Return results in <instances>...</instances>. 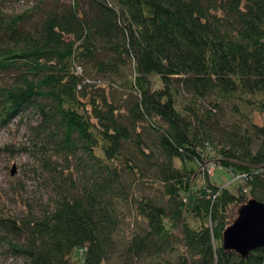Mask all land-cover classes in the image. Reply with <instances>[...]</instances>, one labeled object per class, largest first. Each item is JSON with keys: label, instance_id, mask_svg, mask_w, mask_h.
Here are the masks:
<instances>
[{"label": "trees", "instance_id": "obj_1", "mask_svg": "<svg viewBox=\"0 0 264 264\" xmlns=\"http://www.w3.org/2000/svg\"><path fill=\"white\" fill-rule=\"evenodd\" d=\"M31 11L41 18L22 28ZM109 89L132 97L123 112ZM238 94L262 95L264 111V0L0 5V128L31 116L55 193L36 218L0 216V239L11 234L24 264H69L75 251L81 264H264V246L246 257L222 247L232 205L264 202V127L217 118L219 101ZM207 162L196 188L191 175ZM216 168L232 184L211 182ZM136 175L156 176L166 200L133 196L141 222L125 235L118 203Z\"/></svg>", "mask_w": 264, "mask_h": 264}, {"label": "rangeland", "instance_id": "obj_2", "mask_svg": "<svg viewBox=\"0 0 264 264\" xmlns=\"http://www.w3.org/2000/svg\"><path fill=\"white\" fill-rule=\"evenodd\" d=\"M0 3L8 13L20 14L24 13L25 10L31 9L35 4V0H0ZM41 7L44 8L43 5ZM41 16V11L40 13L31 11L30 18L24 21L22 28H34ZM127 74H129L128 69ZM149 83L151 88L160 86L153 76L149 78ZM105 94L119 106L121 112L125 110V105L132 100L131 96L113 89L105 90ZM260 97L262 95L259 94H254V96L238 94L223 98L219 101L220 108L217 109V118L237 121L241 124L244 115L249 122L264 127V111H259L256 104ZM185 99L186 96L183 93L177 96L176 107L178 109L184 105ZM30 120V115L18 117L8 125L0 128V216H9L16 219H24L31 216L36 218L41 214V209L48 206L55 195L52 192L51 184L47 182V175L41 172L39 168L37 159L39 153L35 152L30 145V135L27 131V124ZM4 147L7 149H4ZM174 164L176 166L179 165V161L175 160ZM206 166L209 168L212 165L209 162L204 163L197 169L195 168L191 175L196 188L200 186L203 180L204 174H202V171L204 172ZM12 168H14L13 173H11ZM210 176L211 182L216 185L232 184L230 183V173L219 168H216ZM123 187L125 188L126 200L118 203L119 231L126 235L141 222V219L135 216V212L132 209L131 200L133 196L145 194L158 199L159 202H164L166 198L162 195L161 184L156 176L136 175L131 178V181L125 183ZM234 188L230 187V190L233 191ZM246 196L247 201L250 196L248 194ZM241 204L232 205L230 223L236 217L237 209ZM184 220L190 225L197 224V220L192 218L191 215L185 216ZM173 234L179 237V229L175 228ZM10 239L11 234L7 236V242L0 239V264H24L22 257L11 252L8 244ZM180 250L182 252V247ZM69 264H81L80 257L76 251L69 258ZM117 264H122V262L119 261ZM124 264H126V261Z\"/></svg>", "mask_w": 264, "mask_h": 264}, {"label": "water", "instance_id": "obj_3", "mask_svg": "<svg viewBox=\"0 0 264 264\" xmlns=\"http://www.w3.org/2000/svg\"><path fill=\"white\" fill-rule=\"evenodd\" d=\"M263 246L264 202L250 198L238 207L236 217L223 230L222 247L246 257L251 250Z\"/></svg>", "mask_w": 264, "mask_h": 264}, {"label": "built area", "instance_id": "obj_4", "mask_svg": "<svg viewBox=\"0 0 264 264\" xmlns=\"http://www.w3.org/2000/svg\"><path fill=\"white\" fill-rule=\"evenodd\" d=\"M208 169H209V170H208V172L210 173V172H211V170H212V166H210Z\"/></svg>", "mask_w": 264, "mask_h": 264}]
</instances>
